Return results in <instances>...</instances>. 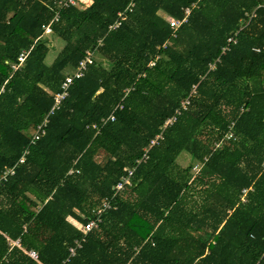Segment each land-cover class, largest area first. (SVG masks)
I'll return each mask as SVG.
<instances>
[{"label": "trees", "instance_id": "obj_1", "mask_svg": "<svg viewBox=\"0 0 264 264\" xmlns=\"http://www.w3.org/2000/svg\"><path fill=\"white\" fill-rule=\"evenodd\" d=\"M66 1L0 0V264H264V0ZM166 16L187 17L175 36ZM52 37L65 44L47 64ZM89 51L92 64L50 114ZM196 85L70 257L92 209Z\"/></svg>", "mask_w": 264, "mask_h": 264}, {"label": "built area", "instance_id": "obj_2", "mask_svg": "<svg viewBox=\"0 0 264 264\" xmlns=\"http://www.w3.org/2000/svg\"><path fill=\"white\" fill-rule=\"evenodd\" d=\"M70 3L74 4V0H68ZM68 1L66 2H62L61 6H68ZM134 3H131L127 9L129 12H132L133 11V7H134ZM186 13L188 14L189 13V9H186ZM255 16V14L253 13L252 15L248 16V21L242 25V27L239 29L238 32H236L234 34L233 37H230L228 39V43H229V46L233 43H236L237 41V35L239 34V32L244 28L246 27L245 25L249 23V21ZM126 18V15L123 13V12H120L119 13V20L116 22V24L114 26H112V28H117L120 26L121 24V20H124ZM167 18V21L169 22V24L171 25V27L173 28L174 30V33L173 35L175 36V32L176 30L183 24L187 21V17H185L183 20H180V19H177V18H174V17H166ZM51 32V27L48 26L46 28V34H49ZM229 46L223 48L222 50V53H225L227 50H229ZM256 51H259V49H255ZM29 52L30 51H23L18 60H19V64L22 65L26 58L28 57L29 55ZM92 52H88L87 53V56L80 61L78 67L76 69H74L73 71L69 72L62 84V90L57 93L54 97L55 99V104H54V107L51 109L50 111V114H52L54 112V109L58 107L59 104H61V102L68 96V93H69V87L70 85L73 83V81L75 79H78V78H81L84 76V73H85V70L87 69L88 65L89 64H92ZM220 61V58H218L216 60V62H214L212 65H211V68L210 69H214L215 68V65L216 63ZM155 62H151L150 65H154ZM15 69H17V66L15 67ZM197 85L193 87L190 95L183 99L180 104L178 105V107H176L175 111H174V114L172 115V117H170L163 125L162 129H161V132L158 133L150 142L149 146L145 149L144 151V154L143 156L138 159L136 161V164L132 167H129L127 168L125 174L121 177V179L118 181V183L113 187L114 189V192H113V195L111 197H108V198H105L101 201V203L96 206L94 209H92L91 211V216L89 217L86 225L83 227L82 229V236L80 239L76 240L75 241V245L73 247L70 248V257H73L75 256L76 254V250L78 248H81L82 247V244L86 241V236L98 229L100 227V225L102 224L103 222V216H104V213L110 211V210H114L117 208V204H116V200L119 196L122 195V193L127 190L129 187H132L133 186V179H134V175H135V172H136V169L138 168L139 165H141L142 163L146 162L149 158V151L150 149H152V147H154L155 145H157L159 143L160 140L163 139V136H164V131L166 130L167 127L169 126H172L177 120L178 118L182 115V113L184 111H186L189 106L191 105V100H192V97H194L197 92H198V89H197ZM126 95V94H125ZM123 108V105L120 104L117 108H115L114 112L117 110V109H122ZM114 112L113 114L109 117V120H112L114 121L115 120V116H114ZM47 123H48V117L44 119L43 123L40 124L38 126V129L32 139V142L34 143L36 140H38L40 138V136L44 135L45 134V128L47 126ZM231 137V136H230ZM29 153V150H26L23 154V156L21 157V159L19 160L18 163H16L14 166H8V167H5L4 169V172H3V177L2 179L3 180H6L9 176H12L15 174V170H16V167L23 163L26 159V155ZM196 170L199 171L200 169V166L196 167ZM74 171L71 170L69 172V174H72ZM78 172V171H77ZM254 190L253 188H248V189H244L243 190V193H242V196H241V200L242 201H245L246 200V196L247 194ZM14 244L16 245H19L18 242H15ZM27 254L33 258L34 260L38 261V253L36 251H29L27 252Z\"/></svg>", "mask_w": 264, "mask_h": 264}, {"label": "rangeland", "instance_id": "obj_3", "mask_svg": "<svg viewBox=\"0 0 264 264\" xmlns=\"http://www.w3.org/2000/svg\"><path fill=\"white\" fill-rule=\"evenodd\" d=\"M168 17V16H166ZM53 38V37H52ZM52 44H54V48L50 51L48 58H47V64H51V62L56 58V56L58 55V53L62 50V47L64 46L65 42L58 38L57 40L53 38ZM171 42V41H170ZM102 159V156L99 158V160ZM177 163L180 165V167L182 168H186L188 167L190 164H192L193 162L191 161V156L188 152H183L181 154V156L178 158ZM196 167L200 166L199 163H194V167L192 169V173L195 174L197 172ZM129 195V194H128ZM127 195V196H128Z\"/></svg>", "mask_w": 264, "mask_h": 264}]
</instances>
